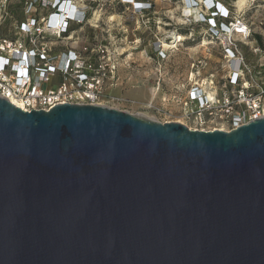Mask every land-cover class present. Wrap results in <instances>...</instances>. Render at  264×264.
Here are the masks:
<instances>
[{
    "label": "water",
    "instance_id": "1",
    "mask_svg": "<svg viewBox=\"0 0 264 264\" xmlns=\"http://www.w3.org/2000/svg\"><path fill=\"white\" fill-rule=\"evenodd\" d=\"M0 264H264V118L203 132L0 97Z\"/></svg>",
    "mask_w": 264,
    "mask_h": 264
},
{
    "label": "built area",
    "instance_id": "2",
    "mask_svg": "<svg viewBox=\"0 0 264 264\" xmlns=\"http://www.w3.org/2000/svg\"><path fill=\"white\" fill-rule=\"evenodd\" d=\"M122 1L124 7L137 2L140 13L154 10L150 0ZM116 5V0H0V97L26 113L64 104L119 110L128 103L114 93L121 69L126 82L134 75L132 49L119 48L114 36ZM213 5L205 16L197 14V23H206L210 42L220 46L222 77L210 73L200 81L207 60L191 64L190 84L183 85L187 96L178 100V123L192 131L231 132L264 118V50L244 14L247 6L235 10L229 0ZM190 35L193 46H205L199 30ZM180 37L163 43L151 37L143 52L162 61L167 49L185 41ZM251 41L257 46L248 52L244 47ZM154 91L148 108H155Z\"/></svg>",
    "mask_w": 264,
    "mask_h": 264
},
{
    "label": "rangeland",
    "instance_id": "3",
    "mask_svg": "<svg viewBox=\"0 0 264 264\" xmlns=\"http://www.w3.org/2000/svg\"><path fill=\"white\" fill-rule=\"evenodd\" d=\"M150 1L154 4V10L146 14L140 13L137 2L124 7L122 0H116L117 17L114 36L119 48L132 49L130 52L134 75L132 81L126 82L125 71L121 69L119 73L121 80L114 93L128 100V103L119 107L120 111L160 123H178L181 121L178 100H184L187 96L188 91H184L183 85L187 88L190 84L187 81L191 73V64L198 60H207L208 67L201 74L200 81L210 73L215 74L217 80L222 77L220 46L216 41L210 42L207 24L197 23L201 19L197 14L204 16L208 14L207 10L214 6L213 0ZM236 3L237 0L235 10H238ZM246 6L244 13L246 19L253 35L261 37L259 45L264 50V0H249ZM196 30L201 32L200 41H205L203 47L193 46L190 43L192 42L190 34ZM181 32H187L188 35ZM177 35L185 38V41L178 45L177 49H167L162 61H155L144 54L143 51L151 37H157L163 43L174 41ZM251 42L253 43L245 45L244 50L252 52V48L257 45L254 41ZM248 57L252 61L257 58L250 53ZM154 87L152 104L155 108H148V102L152 98L151 89Z\"/></svg>",
    "mask_w": 264,
    "mask_h": 264
},
{
    "label": "bare ground",
    "instance_id": "4",
    "mask_svg": "<svg viewBox=\"0 0 264 264\" xmlns=\"http://www.w3.org/2000/svg\"><path fill=\"white\" fill-rule=\"evenodd\" d=\"M248 1H249V0H237L236 5H237V7H238L239 9H243L244 7H246V4H247ZM254 1H256V0H254ZM175 40H177V39H175ZM179 40H180V42H182V41L184 40V38L180 37ZM165 46H166V45H165ZM166 47H167V48H173V47H169V46H166ZM168 50H169V49H168Z\"/></svg>",
    "mask_w": 264,
    "mask_h": 264
},
{
    "label": "trees",
    "instance_id": "5",
    "mask_svg": "<svg viewBox=\"0 0 264 264\" xmlns=\"http://www.w3.org/2000/svg\"><path fill=\"white\" fill-rule=\"evenodd\" d=\"M142 1V0H141ZM144 1V0H143ZM230 2H235L236 0H229ZM257 37V36H256ZM256 37L254 36V38L256 39ZM258 38V41H259V43H260V41H261V37H257Z\"/></svg>",
    "mask_w": 264,
    "mask_h": 264
}]
</instances>
